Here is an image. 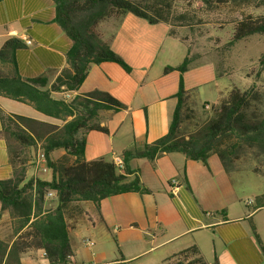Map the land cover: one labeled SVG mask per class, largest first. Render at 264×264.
I'll use <instances>...</instances> for the list:
<instances>
[{"label":"crops","instance_id":"obj_1","mask_svg":"<svg viewBox=\"0 0 264 264\" xmlns=\"http://www.w3.org/2000/svg\"><path fill=\"white\" fill-rule=\"evenodd\" d=\"M100 35L130 67V72L112 62L92 65L79 90L74 92L81 96L101 91L123 107L117 112L98 113L95 124L107 133L81 134L86 162H112L114 156H121L132 145L141 148L167 134L177 105L180 74L177 70L164 74V69L179 67L189 50L186 41L170 35L168 23L150 24L131 13L102 23ZM24 38L32 45L26 46ZM11 39L21 41L24 47L14 52V66H0V74H17L22 80L47 77L50 86L68 68L67 53L72 42L56 22L53 0H0V48ZM189 57L191 61L183 75L189 105H215L230 91L225 75L220 76L212 60L197 55L192 58L190 54ZM62 94L61 90L51 96L58 100ZM1 114L50 124L58 122L25 103L2 96ZM1 131L0 121V182L13 177ZM63 156L64 152L58 150L52 158L58 161ZM28 157L26 181L50 182L53 173L48 168L43 171L37 152L29 149ZM129 167L131 174L125 182L138 179L147 192L112 196L102 200L98 207L91 202H75L66 208L65 220L71 227L69 241L74 254L72 264H111L121 256L129 264H164L192 246L198 248L207 264H264V207L257 208L256 203L264 192L259 187L251 194L240 191L236 177L224 169L216 155H211L206 165L187 160L180 153H170L153 161L134 158ZM56 205L54 197L46 196L43 209ZM80 214L90 223L98 218L114 235L115 253L95 255L89 252V240V245L84 238L78 244L72 242L71 233ZM6 232L10 238L12 219L0 204V239ZM20 264L49 262L43 250H29L21 255Z\"/></svg>","mask_w":264,"mask_h":264},{"label":"trees","instance_id":"obj_2","mask_svg":"<svg viewBox=\"0 0 264 264\" xmlns=\"http://www.w3.org/2000/svg\"><path fill=\"white\" fill-rule=\"evenodd\" d=\"M201 1L206 5L251 0H181ZM56 22L69 37L72 45L67 53L68 68L62 70L49 86L47 77L22 80L17 74H0V96L25 103L44 116L60 121L61 126L30 118L1 114L0 121L13 168V177L0 182V204L12 219V234L8 240L0 239V264H20V257L29 250H43L49 264H69L72 252L69 233L71 227L65 220L66 208L75 202L99 203L112 196L126 193H145L138 179L125 182L131 174L132 159L153 161L159 156L180 153L187 160L206 165L211 155H216L228 170L230 157L239 148L247 147L256 158L264 160V95L255 86L246 90L237 87L211 107L210 118L198 123L195 110L189 105V95L184 88L183 75L191 58L184 59L177 68L167 67L164 74L177 70L180 74L176 94L177 105L165 136L141 148L132 145L122 153L124 173L120 174L112 162L102 159L86 162L83 159L85 141L82 133L105 128L95 124L100 111L117 112L122 109L109 94L93 91L75 96L67 102L53 99L52 92H76L84 82L92 65L104 62L118 64L126 72L130 67L115 54L108 43L97 33L99 23L108 18H119L127 13L147 20L150 24L167 23V11L160 5H149L141 0H53ZM170 35H176L170 31ZM264 37V17L246 16L233 29L231 43L251 36ZM177 36V35H176ZM186 41L185 39H181ZM21 41L8 40L0 48V66H14V52L23 48ZM191 126L183 136V125ZM38 147L43 152L46 167L53 173L50 182L39 179L26 181L27 151ZM17 148V149H16ZM61 150L64 156L54 161L52 155ZM254 173L264 171L255 169ZM55 193V208L43 209L46 196ZM257 208L264 207V195L256 198ZM12 239H14L12 241ZM129 264L121 256L118 262ZM164 264H207L196 246H192L169 259ZM214 264H217L214 262Z\"/></svg>","mask_w":264,"mask_h":264},{"label":"rangeland","instance_id":"obj_3","mask_svg":"<svg viewBox=\"0 0 264 264\" xmlns=\"http://www.w3.org/2000/svg\"><path fill=\"white\" fill-rule=\"evenodd\" d=\"M141 2L160 5L165 9L170 31L186 40L192 58L197 55L215 62L220 76L225 75L224 80L228 83L230 90L233 87L246 90L255 84L257 90L264 95V37L255 35L240 42L231 43L233 29L238 21L246 16L264 17V0L231 1L222 5H206L201 1L181 0H141ZM109 19L99 23L97 27L99 35L102 23ZM193 108L198 123H204L210 118L211 109L204 110L201 102H197ZM61 124L58 121L55 125L61 126ZM190 128L188 124L183 125V136L190 133ZM39 150L38 147L37 154ZM227 166L228 172L236 177V186L240 191L251 194L255 188L259 187V191L264 192V178L261 174L254 173L255 169L259 172L264 171V160L261 157L256 158L249 148H239L236 154L230 157ZM240 203L243 204L242 201ZM77 222L76 229L71 233L74 244L80 243V240L84 238L91 242L90 253L95 255L99 253L109 255V251L115 253L114 235L98 218L90 223L80 214ZM1 237L3 240H8L9 233H3ZM81 245L83 247L82 243ZM84 251L86 253V250Z\"/></svg>","mask_w":264,"mask_h":264},{"label":"built area","instance_id":"obj_4","mask_svg":"<svg viewBox=\"0 0 264 264\" xmlns=\"http://www.w3.org/2000/svg\"><path fill=\"white\" fill-rule=\"evenodd\" d=\"M23 42L26 46H31L32 45V42L27 39V38H24L23 39ZM63 92V99L67 102L71 101L75 95H74V92L73 91H65V90H62ZM203 109L204 110H210L211 107L207 104H204L203 105ZM37 160L39 162L40 165H42V169L43 171H46L47 170V167H46V160H45V157H44V154L41 150L38 151V154H37ZM112 163L113 165L115 166V168L118 170V172L120 174H123L124 173V162H123V158L122 156H114L113 159H112ZM173 184H176V181L175 180H172L171 181ZM47 197L48 198H52L54 197L55 198V193L54 192H49L47 194ZM251 202H248L247 204L249 205ZM84 243L86 245H89L90 242L88 240H85ZM69 264H72V262H70Z\"/></svg>","mask_w":264,"mask_h":264}]
</instances>
